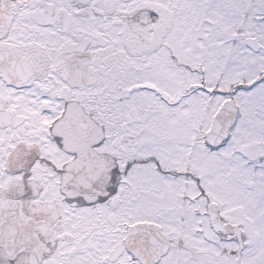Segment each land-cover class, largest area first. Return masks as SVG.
Here are the masks:
<instances>
[{
    "label": "snow or ice",
    "instance_id": "obj_1",
    "mask_svg": "<svg viewBox=\"0 0 264 264\" xmlns=\"http://www.w3.org/2000/svg\"><path fill=\"white\" fill-rule=\"evenodd\" d=\"M0 264H264V0H0Z\"/></svg>",
    "mask_w": 264,
    "mask_h": 264
}]
</instances>
